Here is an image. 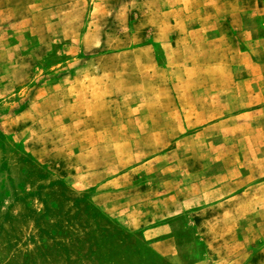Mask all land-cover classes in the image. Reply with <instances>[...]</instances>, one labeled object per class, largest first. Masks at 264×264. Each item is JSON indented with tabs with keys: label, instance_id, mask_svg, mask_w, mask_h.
<instances>
[{
	"label": "rangeland",
	"instance_id": "374dc122",
	"mask_svg": "<svg viewBox=\"0 0 264 264\" xmlns=\"http://www.w3.org/2000/svg\"><path fill=\"white\" fill-rule=\"evenodd\" d=\"M0 264H264V0H0Z\"/></svg>",
	"mask_w": 264,
	"mask_h": 264
},
{
	"label": "crops",
	"instance_id": "0c3cea01",
	"mask_svg": "<svg viewBox=\"0 0 264 264\" xmlns=\"http://www.w3.org/2000/svg\"><path fill=\"white\" fill-rule=\"evenodd\" d=\"M242 55H245V52H241V56ZM239 64H241V62H239ZM226 120L227 119H225V118H221L220 120H217L215 122L205 124L202 127L193 128L195 130L191 131L190 134H192L191 136L197 135L203 131H207V130H210L211 128L221 126L225 123ZM183 124L185 127L186 124L185 123H183ZM189 127H190V125L188 126L187 129L186 128L184 129V134L188 130H190ZM193 132H195V133L193 134ZM226 148H225V140L222 139L219 143H217V147H216V150H214V152H211L212 151L211 150V151H207V152H203V153H197L196 155H194V153H193V157H195V158L199 157L202 162L204 160L208 159L209 161H211V163L204 165L202 162H198V163L194 164L191 171H195V173L201 174V176H203V178H206V180H209L213 177H215V178L222 177L219 184H215L212 189H209L208 194L217 193V192L223 190V188L225 187V180L223 179L224 174H225V156L231 155V152H228ZM233 155H236V153L235 154L233 153ZM237 156H240V151L237 152ZM201 180H203V179H201ZM191 184H194V183H191ZM241 192H243V191H241ZM241 192L236 193V194H227V196L225 195L222 197H223V199L224 198L226 199V200L224 199L225 201H227L231 198H235V197L240 196ZM206 203H217V201H211V202H206Z\"/></svg>",
	"mask_w": 264,
	"mask_h": 264
}]
</instances>
